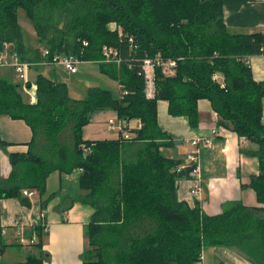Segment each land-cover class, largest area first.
I'll use <instances>...</instances> for the list:
<instances>
[{
    "label": "trees",
    "instance_id": "16d2710c",
    "mask_svg": "<svg viewBox=\"0 0 264 264\" xmlns=\"http://www.w3.org/2000/svg\"><path fill=\"white\" fill-rule=\"evenodd\" d=\"M19 8L52 55L98 63L120 95L93 87L86 99H73L67 83L39 74L32 103L12 71L0 74V115L25 121L33 132L26 152L9 154L0 199L30 206L24 190L44 196L52 173L79 171V200L94 210L84 264H199L204 249L217 246L264 264V81L255 80L248 64L264 53V33H232L223 0H0V52L9 46L23 61H39L41 53L24 44ZM104 46L120 51V65L104 61ZM158 55L176 60L177 69L173 76L157 69L156 96L148 99L141 62ZM202 99L210 101L218 125L257 145L251 156L259 173L243 187L255 191L258 206L236 202L210 215L179 199L178 181L191 168L178 172L184 160L165 152L183 142L160 127L158 101H168L170 115L196 128ZM108 109L120 120H140L131 140L84 139L92 114ZM36 231L41 246L44 227Z\"/></svg>",
    "mask_w": 264,
    "mask_h": 264
},
{
    "label": "crops",
    "instance_id": "0c3cea01",
    "mask_svg": "<svg viewBox=\"0 0 264 264\" xmlns=\"http://www.w3.org/2000/svg\"><path fill=\"white\" fill-rule=\"evenodd\" d=\"M223 2L225 23L232 33H264V0ZM248 64L255 80L264 81V53L250 57ZM10 73L9 69L0 72L6 76ZM217 79L222 80L220 76ZM13 81L19 83L18 79ZM35 101L31 100L32 103ZM198 108L200 122L193 128L186 117L170 115L168 101H158L160 127L172 139L183 142L166 149V154L185 160L189 153L197 152L201 189L192 195L195 179L181 178L178 181L179 199L191 207L199 204L210 215L219 214L236 202L258 206L255 191L243 187L249 184L251 175L259 173L258 160L251 156L257 149L255 144L240 138L232 128L218 125V115L210 101L199 100ZM117 118L114 110L94 112L90 123L84 127V139H119L108 129L109 120ZM127 125L131 131L141 128L137 119L128 121ZM32 138V129L25 121L0 115V140L6 143L0 146L1 179H7L11 172L9 154L26 152ZM193 141H197L195 146ZM79 176V171L70 175L52 173L47 180L46 194L41 196L35 191L28 197L30 206L20 198L0 199V264H84L82 255L88 247L85 228L94 210L79 200L82 194ZM51 195L53 198L49 199ZM47 199L43 208L42 203ZM38 226L44 227V231H40L43 233L41 246L36 233ZM199 264L254 263L233 248L217 246L206 247Z\"/></svg>",
    "mask_w": 264,
    "mask_h": 264
},
{
    "label": "built area",
    "instance_id": "2783aa9c",
    "mask_svg": "<svg viewBox=\"0 0 264 264\" xmlns=\"http://www.w3.org/2000/svg\"><path fill=\"white\" fill-rule=\"evenodd\" d=\"M114 29L115 26L113 25ZM129 41L133 43V38H130ZM87 45V43H84ZM102 53L104 57V61L108 63H116L120 65L123 61V58L118 49L113 47L104 46L102 48ZM82 61L73 55L64 56L60 54L52 55L50 50L45 48V50L41 53V59L37 62L31 61H23L20 58V55L17 51H13L7 46L2 52H0V72L3 69L11 70L14 75L18 78L22 86L23 84L26 89L32 87L30 84L29 72L32 68L39 65H51V64H60L71 74L77 73V65ZM161 68L163 73L167 76H173L176 73L177 69V61L173 59H164L161 55H158L154 58H145L141 62V72L142 77L145 80V94L146 98L154 99L156 96V72L157 69ZM263 121H264V110H263ZM108 129L113 133H116L120 139L123 140H131L133 138V134L128 128L127 122L117 119H110L108 122ZM215 134L216 131H213ZM197 141H193V145L195 146ZM191 168L190 170V178L195 179L196 185L195 188L191 190V194H197L201 189L200 183V170L198 166V157L197 152L193 151L189 153L184 160V163L181 164L177 171L180 172L183 169ZM35 194L34 190H24L23 195L27 197H31ZM33 242V241H31Z\"/></svg>",
    "mask_w": 264,
    "mask_h": 264
},
{
    "label": "rangeland",
    "instance_id": "374dc122",
    "mask_svg": "<svg viewBox=\"0 0 264 264\" xmlns=\"http://www.w3.org/2000/svg\"><path fill=\"white\" fill-rule=\"evenodd\" d=\"M18 20L22 28L23 41L25 46L31 50H39L42 53L45 45L40 42L37 37L34 26L23 8L18 9ZM114 24H112L113 26ZM121 30V29H119ZM35 53H31L30 57H34ZM37 62V61H31ZM77 73L71 74L60 64L39 65L29 72L31 88L26 89L24 84L20 87L22 93L27 100H36V80L39 74H43L53 80L63 81L67 83L70 97L77 100L86 99L88 90L93 87H99L111 91L115 97L120 94V87L116 80L103 74L99 64L91 61H84L77 65ZM11 80L18 79L16 75L10 76ZM19 81V80H18ZM20 82V81H19ZM21 84V83H20ZM68 132L65 133V136ZM256 148L257 145L255 144ZM18 251V250H16Z\"/></svg>",
    "mask_w": 264,
    "mask_h": 264
}]
</instances>
